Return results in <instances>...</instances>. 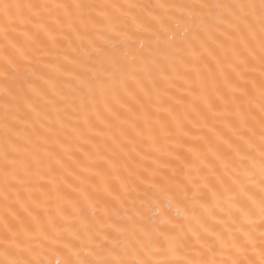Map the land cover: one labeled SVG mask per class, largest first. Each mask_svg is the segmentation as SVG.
Returning <instances> with one entry per match:
<instances>
[{"label":"snow or ice","instance_id":"6c2138e0","mask_svg":"<svg viewBox=\"0 0 264 264\" xmlns=\"http://www.w3.org/2000/svg\"><path fill=\"white\" fill-rule=\"evenodd\" d=\"M0 101V264H264V0H0Z\"/></svg>","mask_w":264,"mask_h":264},{"label":"bare ground","instance_id":"6f19581e","mask_svg":"<svg viewBox=\"0 0 264 264\" xmlns=\"http://www.w3.org/2000/svg\"><path fill=\"white\" fill-rule=\"evenodd\" d=\"M97 2H99V0H97ZM117 2L120 3H127L129 2V0H117ZM139 2H143V3H157L158 0H139ZM174 2L176 3H181V2H202V0H174ZM209 2H217V0H209ZM175 91V90H174ZM0 114H2V101H0ZM3 137V129H2V125H0V139H2Z\"/></svg>","mask_w":264,"mask_h":264}]
</instances>
